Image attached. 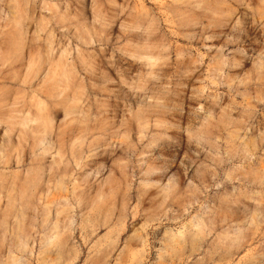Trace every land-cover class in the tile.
Segmentation results:
<instances>
[{
  "label": "clouds",
  "instance_id": "9594fccd",
  "mask_svg": "<svg viewBox=\"0 0 264 264\" xmlns=\"http://www.w3.org/2000/svg\"><path fill=\"white\" fill-rule=\"evenodd\" d=\"M88 3L0 0V25L6 26L0 27V71L23 54L29 39L26 26L13 20L29 8L32 16L26 20L35 21L36 12L51 13L49 23L74 30L65 39L84 66L83 76L74 74L79 103H73L62 80L46 78L35 85L20 81L26 91L14 101L0 91V128L6 129L0 144L13 134L18 141L10 151L0 148V165L10 158L19 161L27 149L25 167L43 173L45 158L57 160L63 152L65 174L55 166L47 174L51 186L71 199V204L64 196L43 203L27 225L22 217L11 227L0 224V264H34L32 249L21 239L26 229L28 239H37L42 251L66 247L75 229L86 227L76 224L72 211L80 207V194L90 185L106 189L105 203L119 193L158 205L161 198L167 202L169 189L193 195L181 184L195 188L205 200L200 229L188 230L193 243L211 238L218 252L247 248L249 264H264V0H91L92 20L85 15ZM151 56L158 59L148 62ZM197 73L204 79L199 88L191 87ZM221 87L229 100L240 97L233 105L239 118L226 126L213 116ZM37 93L46 101L43 112L31 101ZM61 109L63 119L57 120ZM161 120L168 121L166 127L159 125ZM57 142L63 145L61 152L55 151ZM225 163L232 175L216 172ZM189 172L214 180L219 175L233 183V200L210 192L202 179L196 188ZM117 173L115 184L108 183ZM237 197L250 205L245 218L214 235L212 221L230 215ZM100 202L98 196L88 213L97 211ZM53 215L63 218L60 226L51 223ZM166 216L161 214L165 223ZM254 240L259 243L253 245ZM168 242L187 241L180 237ZM72 246L79 247L75 241ZM89 252L85 264H107L96 250ZM17 253L27 255L20 259Z\"/></svg>",
  "mask_w": 264,
  "mask_h": 264
},
{
  "label": "rangeland",
  "instance_id": "374dc122",
  "mask_svg": "<svg viewBox=\"0 0 264 264\" xmlns=\"http://www.w3.org/2000/svg\"><path fill=\"white\" fill-rule=\"evenodd\" d=\"M23 2L25 0H21V3ZM51 2L56 4L59 0H51ZM62 7L63 5H61ZM101 10L103 11L104 9L102 8ZM85 15L88 16L89 20L93 19L91 0L86 6ZM31 16L32 10L30 8L27 10L21 9L19 15L13 20V24L15 25L16 20H21L23 22L22 26H26L28 36L38 37L40 34L41 38L39 40L41 42H46L43 36L47 37L48 35H55L58 39L63 38L64 47L61 48V51L67 50V52H64L63 59L68 65L67 68L73 72V81L75 82L74 74L79 73L83 76V65L74 59L77 54L71 51L68 46L69 41L65 39L66 36L70 37L74 30L68 28L66 24L49 23L48 20L51 13L41 15L40 12H36L35 21L24 19V17ZM0 27L6 26L0 25ZM112 31L114 34L116 33L115 28ZM177 43L183 44V41H178ZM59 47L60 45H57L55 52ZM80 52L84 53V48H80ZM157 59L158 57L155 56L147 58L148 62H155ZM24 61L27 62L29 59H24ZM205 65H207V59H205ZM203 71L206 73V68ZM203 79L204 77L197 73L195 80L191 83V87L199 88V82ZM18 88L11 81H7L6 84L0 83V91H9L7 95L10 101H14L20 96L21 93H17ZM202 91L206 92V87ZM226 91L227 89L223 87L219 88L217 95L220 98L213 106V116L218 115L221 124L224 126L231 120L238 119L240 115L233 107L234 104L240 102V97H236L235 100H229L227 96L222 95ZM97 95H101V93L97 92ZM207 106L205 105V107ZM193 107H198V105L194 103ZM92 111H95V109L93 108ZM56 119H63V109L58 110ZM158 123L161 127H166L168 121L161 120ZM5 130L0 128V138L4 136ZM5 141L0 144V148L3 147ZM56 148L55 151L58 152ZM66 159L67 157L63 155V152H61L60 159L53 160L52 156L45 158L44 172L41 173L35 167H25L30 160L29 151L25 149L19 161L10 160L7 163L5 162L6 166L0 165V176L4 173H7L8 177L17 176L19 186L15 194L18 195V201L15 203L23 210L25 215L23 219L26 225L30 223L34 215L41 209L43 203H51V201L64 196L69 198V203L71 204L70 194L55 190L51 186L52 181L47 174V170L53 166L66 169L63 162ZM221 170L228 175H232L227 163L216 169V172L220 173ZM34 172L37 174V180L36 185L33 187V185H29L28 178ZM62 172V175L65 174V170H62ZM71 172L72 167L68 166L67 175L70 176ZM118 177L119 173L116 174V177L109 178L108 183L115 184ZM189 177L196 188L200 186L202 179L209 186L210 192L218 194L226 202L233 200L231 195L234 188L233 183L223 181L219 175L214 180L212 175L201 177L199 174L194 176L192 172H189ZM65 183H68V181L66 180ZM213 183L216 185L214 188L212 187ZM180 187L187 193H193V195H184L173 188L167 192V202L161 198L158 205H153L147 198H138L132 195L122 196L119 193L115 194L110 202L105 203L103 195L106 189L102 185H90L81 193L88 197L89 202L86 203L88 200L82 201L80 207L76 208L73 206L72 211V218L75 219L76 224L86 225V227L84 229L80 227L75 229L72 233V240L67 241V246L61 248L62 254L58 252L61 249H50L47 251L45 250L47 248H45L42 251L37 239H28L31 233L27 229L21 239L32 249L30 259L34 264H85L91 256L89 249H94L103 255L107 260V264H212L213 261L216 264H220L221 261H223V264H249L247 248L238 251L232 250L231 252H218L211 238L199 240L196 243L192 242L188 230L189 228L200 229V220L203 213L201 204L205 203V200L195 192V188L187 187L183 184ZM0 193L3 194V198L0 199V224L5 227H11L16 220L12 213L15 208L10 203V198L6 196V192L1 188ZM99 193H101V196H99ZM154 195L155 193H150V196ZM98 196L101 198L98 210L89 214L88 222L83 223L84 213L88 212V209ZM212 202H217L215 197H213ZM86 206L89 207L86 208ZM249 207L248 203L241 201L237 197L236 202L232 205L230 215L226 214L222 219L212 221L214 235L224 234L233 225L240 223L245 218V213ZM6 210L9 211L8 216L3 215ZM164 212L167 213L166 223L161 219V214ZM4 218L6 222L2 221ZM180 237H184L187 242L183 244H170L168 242V238L178 240ZM73 241L79 247H73ZM257 243H259V240L252 241L253 245ZM17 255L20 259H24L27 254L21 255L17 253ZM3 258V256H0V259Z\"/></svg>",
  "mask_w": 264,
  "mask_h": 264
},
{
  "label": "bare ground",
  "instance_id": "6f19581e",
  "mask_svg": "<svg viewBox=\"0 0 264 264\" xmlns=\"http://www.w3.org/2000/svg\"><path fill=\"white\" fill-rule=\"evenodd\" d=\"M15 24H19L20 26H22L23 22L21 20H16ZM28 38L29 39L28 42L25 43L22 56L15 62H10V67L6 66L4 67L3 71H0V83L6 84L7 81L14 82L19 87L17 89V93L19 94L22 91H26L22 90L19 86L20 81H23L25 79L31 80L33 85H35L37 81L43 82L46 78L62 80L67 86L68 95L73 97V103H78L79 98L76 91L75 82L73 81V72L67 68L68 65L63 59L64 52H67V50L64 49L63 51H61V48L64 47L63 38L58 39L55 37V35H48L47 37L43 36V39L46 40V42H41V40H39L41 38L40 34L38 37L28 36ZM57 45H60V47L55 52ZM24 59H29V61L25 62ZM4 93L7 95L9 91H5ZM31 101L35 105V110L41 112L44 111L46 101L42 95H40L39 93L33 95L31 97ZM16 143H18V141L16 140L15 135H12L9 140L5 141L2 149L6 152L10 151L11 146L15 145ZM56 147L58 152H61L63 145L57 142ZM10 160L17 161L16 158H10L5 162L7 163ZM59 169L61 170V173H63L62 170H65L61 167ZM8 176L9 175L7 173H4L2 176H0V188L3 189L6 192V196L10 198L13 208H15L14 210H12L15 218H24L25 215L23 210H21L19 205L15 203L16 201H18V195L15 194V191L19 186V181L17 179V176ZM36 180L37 174L34 172L28 178L29 185H33L34 187L36 185ZM10 192L12 193L11 197L9 196ZM80 196L82 201L88 200V197L84 194H80ZM99 196H101V193H99ZM88 202L89 200L86 203ZM88 207L89 206H86V208ZM3 215L8 216L9 211L6 210ZM88 220L89 213L85 212L83 223H87ZM2 221L6 222L5 218ZM51 223L55 226H60L61 221L55 219V216L53 215ZM45 250L49 251L50 249ZM58 252L62 254V249Z\"/></svg>",
  "mask_w": 264,
  "mask_h": 264
}]
</instances>
